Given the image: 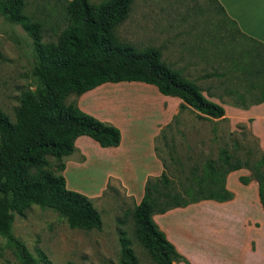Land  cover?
I'll return each instance as SVG.
<instances>
[{
  "label": "rangeland",
  "instance_id": "obj_1",
  "mask_svg": "<svg viewBox=\"0 0 264 264\" xmlns=\"http://www.w3.org/2000/svg\"><path fill=\"white\" fill-rule=\"evenodd\" d=\"M23 1L24 13L41 25V40L54 42L68 23L62 2ZM101 1L89 0L92 4ZM114 34L136 50L159 49L160 59L195 82L208 99L220 103L224 116L200 115L179 98L162 95L142 82H106L79 96L68 94L64 103H73L120 131L116 147H100L85 136L76 141L81 150L59 159L46 156V168L61 174L68 189L90 198L100 213L101 227L71 228L54 211L31 204L20 214L12 213L9 236L0 234V264H22L11 238L25 244L38 263L125 264L119 231L129 240L137 264H151L134 236L129 216L147 178L163 175L172 191L189 200L196 186L208 187L210 182L214 186V180L222 178V150L252 166L262 161L259 168L264 171V103L252 106L264 88V48L238 33L213 0H132ZM33 59L31 37L0 13V111L10 120L20 90L34 87ZM58 163L63 170H58ZM243 174L249 171L240 168L223 176L224 180L230 176L228 189L237 195L224 205L231 208L227 220L208 211L222 206L215 201L186 205L202 210L197 214L173 211L165 216L153 214L152 219L183 251L192 233L210 238L215 226L232 221L233 216L239 220L236 237H249L243 219L260 223L261 215L247 199L254 186L237 179Z\"/></svg>",
  "mask_w": 264,
  "mask_h": 264
},
{
  "label": "trees",
  "instance_id": "obj_2",
  "mask_svg": "<svg viewBox=\"0 0 264 264\" xmlns=\"http://www.w3.org/2000/svg\"><path fill=\"white\" fill-rule=\"evenodd\" d=\"M68 19L66 27L54 42L41 40V25L24 13L23 0H0V13L19 24L31 37L34 59V87L20 90L13 120L0 111V234L9 236L12 213H22L31 204L47 208L61 217L71 228L99 229L101 217L90 198L68 189L64 177L46 168V156L59 159L74 150V140L85 135L100 147H115L120 142L119 129L81 110L73 103H64L68 94L77 96L103 83L142 82L150 84L162 95L177 97L182 105L210 118L224 116L220 103L204 96L199 86L182 76L160 59L155 47L136 50L121 43L114 27L124 20L132 0H60ZM218 9L222 7L213 0ZM264 101V88L252 104ZM222 178L208 187L196 186L189 200L172 191L168 178H147L143 195L129 211L137 242L147 252L151 264H173L188 261L165 237L152 219L175 207L213 200L227 201L232 192L225 188V174L246 168L249 175L237 177L241 184L254 179L264 212V171L259 166L220 152ZM63 170L62 163L56 165ZM22 264H56L50 260L38 263L20 240L11 238ZM120 257L125 264H137L129 240L118 232ZM60 264H73L64 261Z\"/></svg>",
  "mask_w": 264,
  "mask_h": 264
},
{
  "label": "crops",
  "instance_id": "obj_3",
  "mask_svg": "<svg viewBox=\"0 0 264 264\" xmlns=\"http://www.w3.org/2000/svg\"><path fill=\"white\" fill-rule=\"evenodd\" d=\"M215 1L222 7L223 15L230 22L234 23L238 33L264 48V0ZM263 103L264 101L252 106ZM79 139H86V137L85 135L76 137L74 140V149L81 150L76 143ZM229 177L230 176H226L224 182L227 190H229ZM244 185L248 187H251L252 185L254 186L253 194H251L252 192H249L248 194L250 196H247V199L250 200L253 208L258 211L259 215H261V222H254L255 220H250L245 217L242 221V227L244 230L251 233V235L244 239H239L236 237L235 233V227L237 225L235 222L239 220H236L233 216L232 221H224L220 226H215L214 230L210 231V238L202 239L199 236H196V233H192V238L190 243H188L187 251L181 250L178 242L171 240L174 243L173 246L175 249L179 253L182 252L185 255L183 256L181 254L189 264H264V212L258 201L257 184L249 179L248 183ZM229 191L232 192L231 190ZM236 196L237 195L232 192V198L230 200L218 202L217 204L222 206L210 208L208 211L214 214H220L218 216L221 218L227 216L224 220L229 219L230 215H228V211H230L231 208L224 205L235 200ZM205 201L212 203L216 202L213 200H202L201 202ZM173 211H197L195 213L197 214L202 210L188 205L185 207L169 209L162 213V215H170ZM155 223L157 224L156 221ZM173 264L185 263L183 261H178Z\"/></svg>",
  "mask_w": 264,
  "mask_h": 264
}]
</instances>
